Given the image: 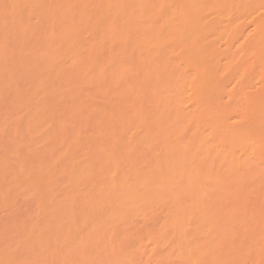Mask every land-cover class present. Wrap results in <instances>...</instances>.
Returning <instances> with one entry per match:
<instances>
[{
	"label": "bare ground",
	"instance_id": "obj_1",
	"mask_svg": "<svg viewBox=\"0 0 264 264\" xmlns=\"http://www.w3.org/2000/svg\"><path fill=\"white\" fill-rule=\"evenodd\" d=\"M257 2L0 0L5 264H264Z\"/></svg>",
	"mask_w": 264,
	"mask_h": 264
},
{
	"label": "rangeland",
	"instance_id": "obj_2",
	"mask_svg": "<svg viewBox=\"0 0 264 264\" xmlns=\"http://www.w3.org/2000/svg\"><path fill=\"white\" fill-rule=\"evenodd\" d=\"M252 1L253 3H255L254 5H256V8H258L257 6H260L259 2H257L258 0L257 1L250 0V2ZM256 3H258V5ZM260 10L261 9L258 10L259 13L257 12L259 15H260ZM262 11H264V9H262L261 12ZM262 14L263 12L261 13L260 16H262ZM5 111H7V108L4 111L0 112V120L4 119ZM25 203L29 206L32 213L37 212L39 205L37 204V200H35L34 194L31 193L27 198H18L16 201L11 202L9 199H6L2 193H0V264H5L4 251H6V253L8 254L22 255L25 258L31 256L28 253L29 251L28 249H21V246L24 245L23 244L24 233L21 231V229L18 228L15 230H8L9 225L4 227L6 223L5 219L9 218L12 215L19 214V212L15 211V209L18 206L25 205ZM23 217L24 216H20L18 219H23ZM33 224L34 222L31 225ZM45 249L47 250L46 245H45ZM19 264H23V261H21ZM28 264H32V262L29 261Z\"/></svg>",
	"mask_w": 264,
	"mask_h": 264
}]
</instances>
